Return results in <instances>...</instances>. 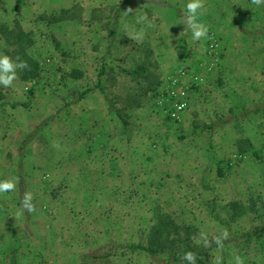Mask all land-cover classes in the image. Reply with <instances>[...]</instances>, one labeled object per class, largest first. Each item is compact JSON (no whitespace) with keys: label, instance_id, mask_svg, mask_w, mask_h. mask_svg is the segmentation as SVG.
<instances>
[{"label":"rangeland","instance_id":"1","mask_svg":"<svg viewBox=\"0 0 264 264\" xmlns=\"http://www.w3.org/2000/svg\"><path fill=\"white\" fill-rule=\"evenodd\" d=\"M220 2L226 28L195 41L143 0H0V54L21 29L41 66L0 85V180L18 181L0 264H188L185 245L196 264H264V4ZM160 219L180 237L148 253Z\"/></svg>","mask_w":264,"mask_h":264},{"label":"clouds","instance_id":"2","mask_svg":"<svg viewBox=\"0 0 264 264\" xmlns=\"http://www.w3.org/2000/svg\"><path fill=\"white\" fill-rule=\"evenodd\" d=\"M252 3L256 6H260L264 4V0H252ZM204 8L203 0H188V3L186 5V11H183V15L186 17V23L184 24V29H191L192 36L195 40L199 41L204 38H207L208 36V27L204 24L199 22L198 20V14L200 13V10ZM127 12H131L132 8L129 7ZM147 15H141L137 17V23L143 24L145 21H147ZM153 25L149 22L148 27H152ZM140 36L143 35L141 32L139 34ZM131 39H138L139 37H130ZM29 66L26 61H23L20 59L19 56L16 57L15 60H13L12 57L8 55L0 54V85H2L5 88H9L13 85V82L18 79L17 76V69L24 70L27 69ZM184 105H178V109H183ZM18 181L13 179H5L0 180V194L13 192L16 189ZM33 193L31 191H25L23 193L22 199H21V209L23 212H27L29 214L36 212V206L32 203L33 201ZM17 217L21 215L20 212H18ZM203 236V234H201ZM228 238V233L225 231L223 233V239ZM215 243L219 246H222V240L221 237L217 236L214 238ZM204 245L208 246L209 242L207 240V237H203ZM197 244L200 243V240L196 241ZM237 264H243V261L237 257ZM183 260L187 261L188 264H196V256L192 252H185L183 254ZM217 264L219 262L217 261Z\"/></svg>","mask_w":264,"mask_h":264},{"label":"trees","instance_id":"3","mask_svg":"<svg viewBox=\"0 0 264 264\" xmlns=\"http://www.w3.org/2000/svg\"><path fill=\"white\" fill-rule=\"evenodd\" d=\"M15 43H16V49L18 50L16 51L17 56H19L21 60L26 61L29 66L27 69L24 70L19 69L20 78L22 80L36 79L39 76L41 66L40 63L35 58L30 56L26 52L27 49L26 46L28 47L32 43L31 39H29L28 35L20 29L19 33L15 35ZM260 110H261V106H255L253 109H251L248 112H259ZM115 113L117 117L120 119L122 126L126 127L129 124V121L126 119L122 111L115 110ZM232 205H236V203H233ZM160 220L161 221H159L157 224L153 226L154 234H152V237L148 241L147 246L141 247L144 251L148 253L154 254V253L165 252L169 248V246H171L170 243L174 244L177 238L173 239L169 237L171 234L170 226L175 228L174 235L180 237L178 231H176L178 229V226L175 225L173 221H171L170 219L167 220L160 219ZM164 232L167 234L166 235L163 234ZM181 240H183V238H181ZM225 242L226 241H222V244H224ZM185 246L186 249H182V247L180 249L182 253L189 251L194 252L195 250L194 246L191 245H185Z\"/></svg>","mask_w":264,"mask_h":264},{"label":"crops","instance_id":"4","mask_svg":"<svg viewBox=\"0 0 264 264\" xmlns=\"http://www.w3.org/2000/svg\"><path fill=\"white\" fill-rule=\"evenodd\" d=\"M219 1V2H218ZM145 8H147L148 10L150 9H154L156 8V10H160V9H166L168 11V14L172 17V21L174 23V25L176 27H180L181 26V22L180 19L184 17L183 15V11L182 10H186L185 5L184 7H182V5L180 4V2L177 1H172V0H155L154 4H150V1L147 0H143L142 3ZM222 3L220 2V0H209V2H205V9H201L200 13L198 14V20L201 23L206 22V26L208 27V29L210 28H214V29H225L226 28V24H222V12L221 10H225V8L223 6H220ZM249 11V10H248ZM248 11L246 12V10L244 8H242L241 11V19L244 20L245 14L248 13ZM217 15V19L214 20V16ZM221 19H219V18ZM240 19V21H241ZM255 20L254 22V27L253 28H258V26L255 24H257L258 22V16H256L254 18ZM242 22V21H241ZM243 23V22H242ZM245 24V22L243 23ZM186 32L188 33V35H190L192 38V32L191 29H185ZM195 40V39H194ZM196 41V40H195ZM189 43H192L191 41H189ZM196 43V42H195ZM185 44V43H184ZM186 45V44H185Z\"/></svg>","mask_w":264,"mask_h":264},{"label":"built area","instance_id":"5","mask_svg":"<svg viewBox=\"0 0 264 264\" xmlns=\"http://www.w3.org/2000/svg\"><path fill=\"white\" fill-rule=\"evenodd\" d=\"M183 93V92H182ZM171 96H173V98L175 97L176 99L179 98L180 95L176 94L175 92H171ZM177 104V103H176ZM182 103L178 104V105H181ZM183 105V104H182Z\"/></svg>","mask_w":264,"mask_h":264}]
</instances>
